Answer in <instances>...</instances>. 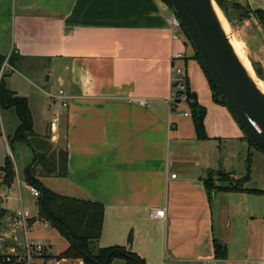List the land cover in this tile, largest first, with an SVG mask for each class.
Here are the masks:
<instances>
[{
  "label": "crops",
  "instance_id": "1",
  "mask_svg": "<svg viewBox=\"0 0 264 264\" xmlns=\"http://www.w3.org/2000/svg\"><path fill=\"white\" fill-rule=\"evenodd\" d=\"M244 2L264 11V0ZM171 11L163 0H0V56L12 59L3 83L26 100L34 134L48 138L50 152L67 156L65 177L38 179L57 195L103 205L97 248H128L144 264H264V200L246 193L210 196L203 185L205 173L220 167L218 148L228 138L205 130L208 139L197 140L192 120L185 132L172 120L175 66L183 67L187 89L203 105L188 77L191 63L201 66L188 42L170 40ZM173 52L184 59L172 63ZM60 89L65 109L54 99ZM8 139L0 166L11 152ZM239 139L247 142L248 157L244 131ZM207 148L213 158L208 166ZM14 161L7 190L15 183L33 197L24 174L32 161ZM1 178L0 172V185ZM155 209L164 210V219L150 217ZM8 233L12 243L0 254L19 253L20 243ZM214 243L224 246L223 259L216 258Z\"/></svg>",
  "mask_w": 264,
  "mask_h": 264
},
{
  "label": "rangeland",
  "instance_id": "2",
  "mask_svg": "<svg viewBox=\"0 0 264 264\" xmlns=\"http://www.w3.org/2000/svg\"><path fill=\"white\" fill-rule=\"evenodd\" d=\"M220 1L225 13L219 8L215 1L214 3L225 20L227 36L230 37L234 49L241 60L250 67V70L254 77L257 78L260 86L264 88V30L259 24L258 15L245 4L244 0ZM188 77L190 84L194 86L199 100L206 109L205 130L207 134L214 138H228V140L220 144L218 148L221 158L219 160L220 167H218L216 171L223 172L225 169V171L228 170V172H231L229 180L232 183V177L242 180L247 175L246 173L248 170V165H245V160L248 158L246 157L247 142L239 139V137L243 136V130L237 124L227 107L215 104L212 101V91L209 82L198 66L195 68L194 64H190ZM177 104L178 105L172 110V120L182 123L185 132L187 130L186 125L191 121V115L186 103L185 105L181 102ZM184 112L189 114L187 119L182 118ZM18 124L19 121L13 110L0 109V158L6 154L7 139ZM217 144L218 143H216V145ZM250 145L251 148L249 149V153L251 156H249L251 163L249 175L246 176L247 182L244 184V187L264 190V155L255 150L252 144ZM17 146H20L19 150L9 153L11 159L16 161L17 166L24 162L26 158L31 162L33 157L27 144L20 142L17 143ZM209 151L211 150L207 148V151L203 152L204 163L207 166L210 163L213 164V158L209 155ZM215 151H217V148H215ZM189 161L190 163L193 162V158ZM216 171L214 170V172ZM204 176V178H207L210 176V173L206 172ZM211 179L216 181L217 184L219 183L218 185H223L219 182V177L215 175V173L212 174ZM248 197H250L252 201L257 200L256 198L260 199V201L264 200V196L253 197V195H248ZM35 201L36 198L33 199V197L29 196L27 187L19 189L14 183L12 190L8 191L5 185H0V212H3V217L0 219V247L6 243L2 240L6 238V230L13 233L17 243L23 242L24 237L22 231L15 228L10 222L12 212L23 209L27 210L31 216L35 217V221L30 224L27 235L28 240L39 241L51 246L52 255L54 257L58 256L61 260V264H77V262L74 263L76 260L60 258L62 252L67 248V241L48 222L38 221V207H36Z\"/></svg>",
  "mask_w": 264,
  "mask_h": 264
},
{
  "label": "trees",
  "instance_id": "3",
  "mask_svg": "<svg viewBox=\"0 0 264 264\" xmlns=\"http://www.w3.org/2000/svg\"><path fill=\"white\" fill-rule=\"evenodd\" d=\"M163 1L172 10L170 1ZM214 1L224 12L221 1ZM254 13L258 15L259 24L264 30V11L254 10ZM187 40L191 45L188 38ZM193 58L198 61L207 81L209 82L212 91V101L215 104L228 108L195 51ZM2 60L3 57L0 56V64ZM9 63L12 64L11 58L9 59ZM187 97L188 100L186 104L191 115L195 137L197 140H207L208 137L204 129L206 109L198 103L196 95L188 89ZM0 109H12L19 121L17 128L8 139L10 151H12V145L14 143L20 142L25 143L32 148L33 158L31 164L25 169V180L30 187L35 188L38 191V196L36 198L38 218L48 222L68 243L67 248L62 252L60 258L80 260L82 264H112L114 260H122L124 264H144V260L130 252L128 248L121 246L97 248L95 246L101 236L104 216V207L102 204L60 196L46 189L42 185L38 179L39 177H65L67 160L66 152L63 150H57L53 153L50 152L51 146L47 143L48 138L39 137L34 134L26 100L22 97L15 96L14 93L7 90L3 81L0 84ZM228 110L230 111L229 108ZM245 135L249 145L252 144L257 151L261 152L246 133ZM262 154L264 155V153ZM250 163L251 159L248 155V170L246 176L249 175ZM0 172L2 173L1 184L9 187L15 177L13 162L9 155L5 157L3 165L0 166ZM208 173H210L211 177L208 176L207 178H204L203 185L210 196L215 192L246 193L256 196H264V190L243 187V181L247 182L246 176L242 180H237L235 183H232L229 180V175L224 172L208 171ZM213 173L218 175L219 182L223 185H218L219 183L217 184L216 181L211 179ZM34 221L35 218L32 217L29 223L31 224ZM130 240L131 238L129 237V243ZM214 251L217 259L224 258L225 248L223 245L220 243H214ZM5 259L6 256L0 254V264H5Z\"/></svg>",
  "mask_w": 264,
  "mask_h": 264
},
{
  "label": "water",
  "instance_id": "4",
  "mask_svg": "<svg viewBox=\"0 0 264 264\" xmlns=\"http://www.w3.org/2000/svg\"><path fill=\"white\" fill-rule=\"evenodd\" d=\"M169 1L234 118L264 153V92L257 87L230 44L216 13L214 0ZM231 179L235 183V179ZM2 240L12 243L11 233Z\"/></svg>",
  "mask_w": 264,
  "mask_h": 264
},
{
  "label": "built area",
  "instance_id": "5",
  "mask_svg": "<svg viewBox=\"0 0 264 264\" xmlns=\"http://www.w3.org/2000/svg\"><path fill=\"white\" fill-rule=\"evenodd\" d=\"M167 28L169 38L172 42H188L185 31L173 11H171L170 15L167 17ZM182 59H184V54L182 53L173 52L170 55L172 63ZM10 71H12V68L9 65V58L8 56H4L0 64V84L4 80L6 74ZM54 99H56L58 109L67 108L68 99L62 89L58 90ZM170 100L173 106H175L178 102L186 103L188 100L186 74L182 66H175L172 72V93ZM128 102L131 103V100H128ZM137 104L139 106H145L146 102L144 100H138ZM183 115L187 116V113H184ZM56 123L57 116L54 115L50 122V129H52V132ZM171 177L174 178L175 175H172ZM30 192L34 198H37L38 191L35 188H31ZM150 217L155 219H164V210L155 209L151 212ZM29 219H31L29 212L23 209H19L12 214L10 222L15 228L22 231L24 238L23 242L20 243L19 253L12 251L11 254H1L6 256L5 264H60L61 260L52 255L49 245L39 241L28 240L27 235L29 232Z\"/></svg>",
  "mask_w": 264,
  "mask_h": 264
},
{
  "label": "bare ground",
  "instance_id": "6",
  "mask_svg": "<svg viewBox=\"0 0 264 264\" xmlns=\"http://www.w3.org/2000/svg\"><path fill=\"white\" fill-rule=\"evenodd\" d=\"M216 13H217L218 18H219V20H220V23H221V25H222V28L224 29V31H225L226 34H227V28H226L225 20L223 19L222 15L220 14V12H219L217 9H216ZM228 38H229V40H230V44L232 45V47H233V49H234V46H233V44H232V42H231L230 37H228ZM234 51H235L236 55L238 56V58L240 59V61L242 62V64L244 65V67L246 68V70L248 71V73L252 76V78H253L254 81L256 82L257 87H258L262 92H264V88H262V87L260 86V83L258 82L257 78L254 77L252 71L250 70V67H249L246 63H244V62L241 60L240 56L238 55V53L236 52L235 49H234Z\"/></svg>",
  "mask_w": 264,
  "mask_h": 264
}]
</instances>
